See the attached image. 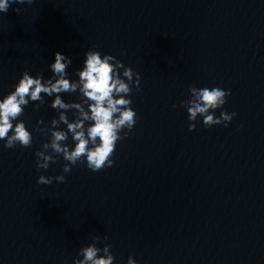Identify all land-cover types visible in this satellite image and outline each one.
Listing matches in <instances>:
<instances>
[{"label":"clouds","instance_id":"9594fccd","mask_svg":"<svg viewBox=\"0 0 264 264\" xmlns=\"http://www.w3.org/2000/svg\"><path fill=\"white\" fill-rule=\"evenodd\" d=\"M10 2L19 4L28 3L31 4L33 0H0V12H7L10 6ZM17 13L21 9H15ZM55 62L51 64L52 72L57 78L53 82L51 79L46 83H42L43 77L37 76L33 78L25 71L20 78L19 82L15 86V90L10 92L3 99H0V140H4V147L13 148L19 143L23 147H30L32 144V135L26 130L23 121L15 123L16 120L23 112L22 106L28 104L26 97H30L32 101L41 100V93H45L48 96H52L54 93L59 94L61 92H74L77 88L76 83H70L69 79L65 78L66 65L71 63L70 59H67L61 52H56ZM87 58L85 61V67L78 75L80 84H82L81 91L88 101L94 103L89 104L91 116L81 108L80 103H65L57 95L53 100L51 107L54 109H69L76 108L80 110L82 120L75 123H69L67 116L61 112L59 120L67 124L68 131L73 133V139L77 141L75 148L69 151L67 146H61L60 141L67 139L66 133L63 131L52 132L51 143L44 144L43 148L51 149L57 153L62 154L64 160L68 161L63 167L64 173L71 171V165H75L78 161L83 162L82 158L86 159L87 167L93 172L101 171L105 167H111L113 160L110 158L116 148L117 141L123 139L128 135V132L124 133L122 137L120 132L124 129L129 131L134 127L136 123V112L130 105L131 99H125L123 97L114 99L113 93L129 94L130 87L128 83L119 79L118 75L114 78L116 68H124L123 75L128 79L129 83L133 82V69L131 67L125 68L123 63L116 60V57L112 55H104L101 59L99 51L87 52ZM109 61H115V63H109ZM135 87L138 89L140 84L139 73H136ZM193 95L196 100L192 101L190 106L187 107L188 119L190 121L188 130L194 131L196 124L191 123L195 121L197 115L203 116V124L206 127H212L215 125L223 124L225 127L231 123L236 113L221 112L220 118L214 116L215 110L222 108L227 103V98L231 95L230 90H224L219 87L215 88H201L192 89ZM119 106V107H118ZM175 107V105H173ZM212 112H209V110ZM114 119V114H117ZM92 120L94 123L88 129V139H85L83 131H77L82 129L83 121ZM53 125L57 122L54 120ZM11 131V135H9ZM97 138L99 143H97ZM89 141L92 142L93 147L89 148ZM37 170L47 169L49 167V161H53V157L45 155L42 151H37ZM53 180L57 182H65V176L59 175L55 177H45L40 175L38 177V184H51ZM103 251L104 255L98 254ZM83 255L82 260H75L74 264H113L114 256L109 254V248L105 247L102 250L94 245H90L81 250ZM127 264H137V262L129 257Z\"/></svg>","mask_w":264,"mask_h":264}]
</instances>
